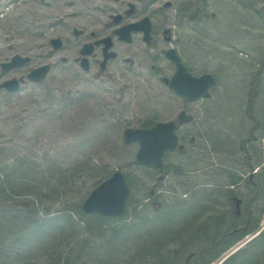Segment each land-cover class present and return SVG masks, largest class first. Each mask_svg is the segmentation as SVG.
I'll return each mask as SVG.
<instances>
[{
	"label": "rangeland",
	"instance_id": "1",
	"mask_svg": "<svg viewBox=\"0 0 264 264\" xmlns=\"http://www.w3.org/2000/svg\"><path fill=\"white\" fill-rule=\"evenodd\" d=\"M164 2L29 0L21 14L6 21L8 5L0 7V84L12 77L21 80L15 92L0 87V264H63L79 247L82 261H90L96 249L104 264H154L153 256L134 258L138 245L185 261L203 239L224 233L227 224L218 217L213 224L214 215L245 221L250 194L263 207L260 228L210 264H224L261 234L264 189L259 196L254 187L264 181V123L255 129L252 115L259 113L246 108L255 79L257 97L264 92V0H199L198 18L181 24L175 6L167 8ZM131 3L152 18V41L134 34L132 42L116 46L119 56L104 69L98 46L89 56L90 69H83L82 46L110 33L114 14L126 13ZM47 19L53 22L45 26ZM57 37L63 40L61 48L51 42ZM177 40L195 75H215L209 96L188 102L162 79L175 71L163 49ZM16 53L31 61L3 70L1 63ZM44 64L51 66L46 76L31 80L29 72ZM182 109L195 116L178 130L186 150L168 151L164 169L137 162L139 143L127 144L125 129L177 119ZM218 130L235 140L234 151L214 144L210 137ZM117 169L132 186V204L123 217L102 218L105 235L93 234L85 225L97 216L84 213L82 203ZM230 188L235 194L229 198ZM197 190H207L208 197L195 218L201 208L192 195ZM189 197L193 200L185 207L182 200ZM237 199L242 203L237 205ZM116 228L123 233L119 239L110 232ZM72 230L79 232L82 246L68 237ZM57 233L63 241L54 240ZM160 238L163 249L157 245ZM115 239L121 252L108 254L105 244Z\"/></svg>",
	"mask_w": 264,
	"mask_h": 264
},
{
	"label": "water",
	"instance_id": "2",
	"mask_svg": "<svg viewBox=\"0 0 264 264\" xmlns=\"http://www.w3.org/2000/svg\"><path fill=\"white\" fill-rule=\"evenodd\" d=\"M144 30L145 39H150L151 23L148 17L140 22L123 26L117 30L121 38L130 39L132 30ZM105 43V57L102 62L104 67L110 57H115V52H109L112 46L111 37H105L95 43H86L82 52L86 55L92 54L95 44ZM52 43L55 48L62 46L61 38H53ZM167 55L176 63V71L172 78H164L179 95L186 101H196L204 95H208V90L215 83V76L210 72L201 75H194L183 63L181 57L175 48L167 51ZM30 56H24L19 53L15 54L11 60L3 63V68L8 69L17 65L27 63ZM84 69H89V58L85 56L82 60ZM50 69L49 64L36 67L29 73V78L34 81L42 80ZM1 87H7L10 91H16L20 87L18 78H11L4 81ZM194 116L182 110L179 114V123L175 120L158 121L150 128H127L124 132L126 143L139 142V149L136 157L138 162L157 167H164V153L167 150L184 149L185 145L180 143L177 126L185 122L192 121ZM132 187L122 170H116L110 177L98 184L87 196L82 204V209L86 213L101 214L105 216L122 217L127 213L128 202L131 196ZM240 203V200L237 201ZM194 253L191 254V256Z\"/></svg>",
	"mask_w": 264,
	"mask_h": 264
},
{
	"label": "trees",
	"instance_id": "3",
	"mask_svg": "<svg viewBox=\"0 0 264 264\" xmlns=\"http://www.w3.org/2000/svg\"><path fill=\"white\" fill-rule=\"evenodd\" d=\"M255 81L256 79L253 81L252 86H251L252 89H251L250 96H249L250 103L248 104V107L246 108V110H249V112L251 111L252 113H254V111L256 112V110L258 111L259 116H255V114L252 115L253 124L255 126L254 128L258 129L261 125L263 126V123H264V112H262V109L264 107V102H263V106L261 107V112H259L260 107L258 108L256 104L258 102L261 103V101H264V92H263V95L259 96V98L257 97L258 96L257 95L258 85L255 84L257 83ZM255 101H257L256 104L254 103ZM144 126H150V125H144ZM212 134H213L212 137H210L211 140L214 142V144L216 143L220 148L226 150L227 152H230L231 150L234 151L236 149L235 148L236 142L235 140H233V138L229 134L222 135V132L219 130L213 131ZM241 148H242V151L244 150V152L245 150H247L245 148V144L243 145L241 144ZM246 152L247 153H245V155H247V159H249L251 155H249L248 150ZM260 162H261V158L259 159L258 163ZM215 166L220 167V165H215ZM253 166L254 165H252V170H253ZM225 168L229 169L227 166H223L222 172L225 174H228V172H226L227 169ZM228 171L230 172V170ZM254 188H255L254 189L255 192H260L258 194L260 196L264 189L263 178H261L259 185L255 186ZM207 192H208L207 190H202V191L197 190V191H194L192 194L194 196L193 198L196 199V201L199 203L201 207L200 210H197L196 212H194L195 218L197 217V215H199V213L202 212L203 208L205 209L207 207V205L205 206V203H204V200L206 199V197H208ZM234 194H235V190L230 188L227 194L229 198L233 196ZM193 198L191 199V197H189V198L183 199L181 204L187 207L191 203L190 199L193 200ZM254 200H255L254 197H251V194H250L247 200L245 201L246 206H245L244 213H246V219L245 221L243 220L242 223L237 222L235 219V216H231L229 214L221 213L219 215H214V217L211 218L213 221V224H215L214 218L216 217H218V219H221V218L223 219L222 225L227 224L226 225L227 227L225 228L224 233L216 234V235L214 234L215 236L211 238H205L203 239V241L201 240L202 243L196 245V247H194L193 250L190 251V253L195 251L196 254L194 255V257L191 258L189 263H187L186 259L185 261L181 260L180 256H176L175 258L172 259L168 255H162L161 254L162 252L160 251V249L158 251L149 250V248L148 249L145 248L144 250H142L140 248V245L136 247L134 258H140L142 260H145V259L150 260V257L153 256L155 257L154 264H210L212 261L219 258V256L223 252L227 251L234 244H236L238 241L243 239L247 234L251 232H255L256 230L260 228V216L262 215L263 207L258 203L255 204ZM34 202L35 201L32 202L33 205H34ZM129 204L131 206L132 198L130 199ZM32 212L37 213L38 211L34 209L32 210ZM68 216L72 221L74 220V217L72 215H68ZM102 218L103 216L99 215L97 216L96 220L87 221L85 228L90 230V232L93 234L97 233L100 235H105V228H103V225H102V222H103ZM227 221L228 223H226ZM74 227L75 226L73 224V228ZM212 227L213 229L210 232L211 234L215 231V226L213 225ZM244 227H247V229L245 230ZM236 228H240V229L237 230ZM118 229L119 228H116L110 231L111 234L114 235V237L116 236V239H119L123 234V233L121 234L122 231L120 232ZM37 231L39 230L37 229ZM78 233L79 232L72 230L68 236L69 238L72 237L71 239L75 241L78 240L77 244L81 243V239H79L80 234ZM57 234L59 235L54 237V240L60 241V242L63 241L64 239H60V238H63L61 233H57ZM206 236L208 237V235ZM162 238L159 239V244H157L158 246H160L161 249H163L161 245L162 244L161 242L163 241ZM71 239H68L67 241L68 245L71 243ZM116 239L114 241L112 240L113 242L111 240H107V243L105 244V246H107L108 254L115 255L121 252L120 250L116 249V246L118 247L120 243ZM82 245L83 244L81 243V246ZM80 248L81 247H79V249L77 248L74 254L69 253L67 255V261L64 260L63 264H87L88 262L96 263V264H104V262L101 259H98V257H100L99 256L100 253L94 252L96 249L91 254L92 256L90 257L91 258L90 261H87L89 258H85L82 261ZM112 251H115V253H112ZM180 252L181 250H179V254H181ZM224 264H264V229L258 237L250 241V243L246 247L240 249L235 255H232L229 259L226 260Z\"/></svg>",
	"mask_w": 264,
	"mask_h": 264
},
{
	"label": "flooded vegetation",
	"instance_id": "4",
	"mask_svg": "<svg viewBox=\"0 0 264 264\" xmlns=\"http://www.w3.org/2000/svg\"><path fill=\"white\" fill-rule=\"evenodd\" d=\"M158 1H160V0H148V3H149V5H154ZM115 2L119 3L120 0H115ZM173 5L175 6V13H174L175 14V20L178 22V24H181L187 18H190L192 20L198 18V15H199L198 12H199V10L202 9L201 8V4L199 3V0H165V2H164V6L167 7V8L172 7ZM193 7H196V9L192 11ZM158 10H161V8H159ZM139 12L140 11L137 9L136 5L131 3L129 5V8L127 9L126 13L114 14V16L112 17V21H111V24H112V27H113V28L111 27L112 28L111 32L106 34V35H103L100 38L95 40V41H101L106 36H110L111 37V42H112L111 50L116 53V56L113 57L112 59H115V58H117L119 56V51L116 49L117 48L116 46L118 44H120L122 42H126V43L127 42L128 43L132 42V40L134 38V34H136V33H140L142 35V38H143V36H144V34H143L144 30L143 29L142 30H139V29L138 30H132L130 39L121 38L120 34L117 32V30L119 28H121L123 26H126V25H129V24H134V23H136L138 21L140 22L145 16H147V14L145 12L142 13V14H140ZM151 22H152L151 35L153 36L154 22H153L152 18H151ZM165 33L168 35V34L172 33V31L167 30V31H165ZM167 38H171V36H168ZM176 42L175 43L171 42V45L169 47L173 46V47L177 48V50L179 52V49H178L179 40H177ZM95 46L96 47L99 46L98 48H100L101 51H102V54H104V52H105V50H104L105 43L104 42H100L99 44H95ZM95 50H96V48H95ZM163 50H164V53L166 55V52H165L166 49H163ZM170 60H171V62L173 64H175V62L172 59H170ZM127 61L133 62V60L130 59V58L127 59ZM4 62L5 61H3L1 63V67H2L3 70L12 69V68L4 69L3 68V63Z\"/></svg>",
	"mask_w": 264,
	"mask_h": 264
},
{
	"label": "bare ground",
	"instance_id": "5",
	"mask_svg": "<svg viewBox=\"0 0 264 264\" xmlns=\"http://www.w3.org/2000/svg\"><path fill=\"white\" fill-rule=\"evenodd\" d=\"M29 0H2L1 2H0V7L1 6H3V5H8L7 7H5L4 9H3V11H4V14H3V18L5 19V21L9 18V17H11V16H13V15H17V14H21V10L24 8V7H26V4H27V2H28ZM87 1H97L98 2V0H87ZM92 3V2H91ZM64 11L65 12H67V13H70V12H72L71 10H68V9H64ZM72 13H74V12H72ZM58 22H59V20H57ZM51 22H53L52 20L50 21L49 19H47L46 20V22L45 23H43V25H45V26H48ZM56 29H57V27H56ZM37 34L38 35H41V32L40 31H38L37 32ZM259 75V74H258ZM258 104H260V103H258ZM259 108V107H258ZM263 109H264V107H263ZM262 109V112H264V110ZM259 112H261V108H259ZM240 200V199H239ZM246 200H247V198H246ZM240 203H242V199L240 200ZM245 204H246V202H245ZM175 260V259H174ZM186 260H187V258H186Z\"/></svg>",
	"mask_w": 264,
	"mask_h": 264
}]
</instances>
